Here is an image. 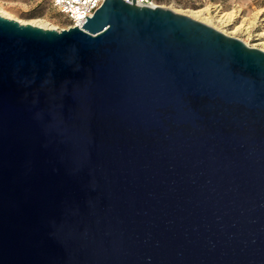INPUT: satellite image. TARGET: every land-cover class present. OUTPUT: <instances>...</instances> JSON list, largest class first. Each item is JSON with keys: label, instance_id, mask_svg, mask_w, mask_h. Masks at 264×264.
Masks as SVG:
<instances>
[{"label": "water", "instance_id": "95a60500", "mask_svg": "<svg viewBox=\"0 0 264 264\" xmlns=\"http://www.w3.org/2000/svg\"><path fill=\"white\" fill-rule=\"evenodd\" d=\"M0 14V264H264V49L161 5Z\"/></svg>", "mask_w": 264, "mask_h": 264}, {"label": "rangeland", "instance_id": "374dc122", "mask_svg": "<svg viewBox=\"0 0 264 264\" xmlns=\"http://www.w3.org/2000/svg\"><path fill=\"white\" fill-rule=\"evenodd\" d=\"M163 4L176 12L203 19L249 46L264 49V0H166ZM0 9L42 27L62 29L70 25L48 0H0Z\"/></svg>", "mask_w": 264, "mask_h": 264}, {"label": "built area", "instance_id": "2783aa9c", "mask_svg": "<svg viewBox=\"0 0 264 264\" xmlns=\"http://www.w3.org/2000/svg\"><path fill=\"white\" fill-rule=\"evenodd\" d=\"M50 4L59 10L70 22L69 26H81L86 20V15L91 16L104 0H48ZM132 1V0H128ZM166 0H135L137 4L165 6Z\"/></svg>", "mask_w": 264, "mask_h": 264}, {"label": "bare ground", "instance_id": "6f19581e", "mask_svg": "<svg viewBox=\"0 0 264 264\" xmlns=\"http://www.w3.org/2000/svg\"><path fill=\"white\" fill-rule=\"evenodd\" d=\"M167 7V6H166ZM0 14L1 15H3V16H5V17H8V18H13V19H16V20H18L19 22H21V23H27L26 21H21V20H19L18 18H16V17H14L13 15H11L9 12H6V11H3V10H1L0 9ZM196 15H194V17H195ZM196 18V17H195ZM202 21H204L205 22V20H203V19H201ZM32 24V23H31ZM35 24V23H34ZM39 25V24H38ZM40 26H42V25H40Z\"/></svg>", "mask_w": 264, "mask_h": 264}]
</instances>
